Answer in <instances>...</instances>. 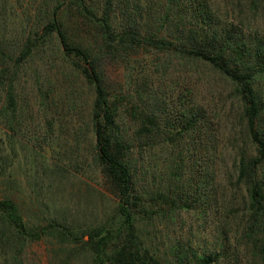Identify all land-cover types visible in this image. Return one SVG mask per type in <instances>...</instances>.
<instances>
[{"label":"trees","instance_id":"1","mask_svg":"<svg viewBox=\"0 0 264 264\" xmlns=\"http://www.w3.org/2000/svg\"><path fill=\"white\" fill-rule=\"evenodd\" d=\"M10 1L0 0V176L13 182L22 155L39 209L27 216L0 197V264H30L40 241L51 264H229L240 253L264 264V0H222L224 16L216 0H42L18 24ZM200 67L227 88L225 130L186 83ZM74 79L92 97L83 125L65 126L83 113ZM53 133L73 163L48 156ZM84 133L88 163L74 148ZM77 170L97 172L107 207L86 179L98 211L64 202ZM192 216L200 231L212 220L210 243L192 224L182 233Z\"/></svg>","mask_w":264,"mask_h":264},{"label":"rangeland","instance_id":"2","mask_svg":"<svg viewBox=\"0 0 264 264\" xmlns=\"http://www.w3.org/2000/svg\"><path fill=\"white\" fill-rule=\"evenodd\" d=\"M40 1L42 0H11L10 4L13 7L14 11H17L19 15H16V17H13L14 23H22L24 22V19L28 16L26 15L27 12L32 13L31 16L33 15V11L35 8L39 5ZM218 4H216L215 8L219 11L221 15H223L224 11V3L222 0H216ZM262 18L264 19V11H262ZM26 15V16H25ZM224 16V15H223ZM259 20V19H258ZM79 32V30L77 31ZM82 35V34H81ZM111 65L108 68V74L111 76V81L115 83L116 86L120 87L123 91H126V84H125V79H124V73L125 71L123 70L122 67ZM187 68L186 71L188 72L185 73L188 77V82L187 85L194 87L196 96L198 99L206 105L207 108L212 107L213 109L218 112V119L221 122L222 128L225 130L227 128L228 123L231 122V120L234 119V114H235V109L233 108L231 104V99L229 100L228 95H227V88L224 86V83L210 70L204 67H200L198 71L196 69H190ZM57 70L55 69L54 72ZM175 74L181 75V72L175 69ZM184 75V74H183ZM60 76V74H59ZM61 77V76H60ZM74 83L77 86L79 92L82 95L83 102L81 103V109L83 110L82 114H78L77 116L75 115L73 119H68L69 117L65 114L64 116V123L65 126L67 124L73 123L74 125H83L82 123L84 120L86 121V111L88 107V103H90V99L92 97V91L90 88H88L80 79H74ZM115 86V87H116ZM178 90V87H177ZM169 95H175L173 91L170 90ZM170 99V97H169ZM170 101V100H169ZM208 105V106H207ZM172 106V104H171ZM62 111L66 112V109L62 108ZM81 115V116H80ZM226 125V126H225ZM33 127V125H31ZM38 134L40 138L42 139L44 135V131L38 130ZM58 134V133H57ZM59 136V137H58ZM56 135L55 133L52 134V136H49L48 141H51V144H45L44 148L46 153L48 154L49 157H53L54 160L62 161L63 163L68 162L70 160L73 163V157L71 153V145L66 144L64 138V134L61 135ZM90 137L87 136L86 133L81 134L80 136V141L78 142V146L74 147L75 150L77 151L76 154L78 155V160L81 162H90L91 159V153H90ZM61 143V144H60ZM20 157V162L19 158L15 161L16 162V167H15V173L14 176L15 179H13V182H6L3 181V177L0 176V197H2L4 194H11L12 197L16 200V202L20 205V208L22 212L25 215H30L34 211L38 210L39 208L36 207L35 205L38 204L36 197L31 191V188L29 187L28 184V179L27 175L25 176L24 174V169L25 165L23 163V157L22 155H19ZM52 159V160H53ZM19 162V163H18ZM28 167V166H27ZM159 167L164 168V164L160 163L158 165ZM28 169V168H27ZM29 171V170H28ZM91 174V180L88 178V176L83 175L81 170H77L76 172V177L71 178L69 180H66L65 182V197L64 202L67 205H71L73 207H76V205L81 206L85 208V213L89 214L90 211L94 212L98 211L97 207L95 205L96 197H91L90 201H86L85 194L86 191L90 188L86 184H84L83 179H86L89 181L90 184H93V186L96 188L93 193H97L99 190L104 194V196L98 198V203L101 205L102 201L106 207L108 206V203L112 201V194L107 190V188L102 187L101 185L98 184L96 180V176L98 175L96 171L90 172ZM6 176V175H5ZM92 190V189H90ZM80 193V196H77V194ZM98 194V193H97ZM102 199V200H101ZM93 206V207H92ZM94 213H92L91 217H94ZM190 217H187V222L185 223L182 233L186 232L188 229L189 224L193 225V231L195 235L199 236V241L204 239H207L208 242L210 243L213 238H214V232L212 230V220L209 218V221L205 224L206 229L204 231H200L199 228H201L200 221L197 219L195 216H192L191 219L189 220ZM198 226V227H197ZM235 247V242L233 243ZM47 243L45 241H40L37 243H34L31 245L28 249V256L30 259V264H51V258L49 255V252L47 250ZM238 261L237 262H231L229 264H248L246 256L244 254L242 255L241 253L238 254ZM251 259V258H250ZM253 261V259H251ZM251 262V261H250ZM254 262V261H253ZM256 262H254L255 264ZM77 264H82L81 260ZM258 264V263H256Z\"/></svg>","mask_w":264,"mask_h":264}]
</instances>
